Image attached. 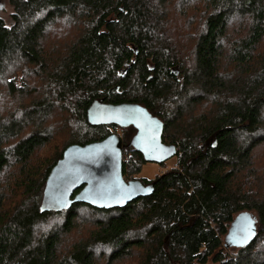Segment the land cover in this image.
<instances>
[{"label":"trees","instance_id":"trees-1","mask_svg":"<svg viewBox=\"0 0 264 264\" xmlns=\"http://www.w3.org/2000/svg\"><path fill=\"white\" fill-rule=\"evenodd\" d=\"M93 102L145 107L175 164L138 177L120 128L123 177L152 194L42 212L63 152L119 128ZM263 163L264 0H0V264H264ZM252 211L255 240L226 249Z\"/></svg>","mask_w":264,"mask_h":264},{"label":"water","instance_id":"water-1","mask_svg":"<svg viewBox=\"0 0 264 264\" xmlns=\"http://www.w3.org/2000/svg\"><path fill=\"white\" fill-rule=\"evenodd\" d=\"M87 117L94 126L133 127L136 133L129 146L142 154L147 163L161 165L177 154L176 146L163 142V122L139 104L93 102ZM123 149V141L117 133L84 146H69L49 173L41 211L60 212L75 203L109 210L151 195L155 183L143 185L136 179H124ZM257 232L255 215L241 212L225 235L224 247H247L255 240Z\"/></svg>","mask_w":264,"mask_h":264},{"label":"rangeland","instance_id":"rangeland-1","mask_svg":"<svg viewBox=\"0 0 264 264\" xmlns=\"http://www.w3.org/2000/svg\"><path fill=\"white\" fill-rule=\"evenodd\" d=\"M2 6L4 8L3 3H2ZM9 11H10V7H9V5L6 4L5 10L1 13V15L7 16ZM60 32L65 33L64 28L61 29ZM56 33L59 34V31H57ZM53 34H54V32H52V35ZM60 36L63 37V34H60ZM111 133H117L120 136H122V130L120 128H117L116 130L113 129ZM174 160L175 159L172 158V159L168 160L167 162H165L166 166H161V165L154 164V163H146L143 165L141 174H139L138 177H147L149 180H152L158 174L163 173L167 168H171L175 164ZM261 169L264 170V163L262 164ZM252 214L256 215V213L253 211H252ZM78 236H81V232H79V233H77V235H75L76 238H78ZM262 247H264V241L261 244H259V249H264Z\"/></svg>","mask_w":264,"mask_h":264}]
</instances>
